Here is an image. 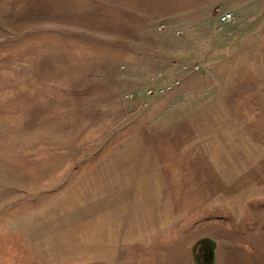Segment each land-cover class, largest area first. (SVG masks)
Returning a JSON list of instances; mask_svg holds the SVG:
<instances>
[{"label": "rangeland", "instance_id": "374dc122", "mask_svg": "<svg viewBox=\"0 0 264 264\" xmlns=\"http://www.w3.org/2000/svg\"><path fill=\"white\" fill-rule=\"evenodd\" d=\"M0 264H264V0H0Z\"/></svg>", "mask_w": 264, "mask_h": 264}, {"label": "built area", "instance_id": "2783aa9c", "mask_svg": "<svg viewBox=\"0 0 264 264\" xmlns=\"http://www.w3.org/2000/svg\"><path fill=\"white\" fill-rule=\"evenodd\" d=\"M218 21L220 23L223 24H227L230 23L234 20V15L233 13L229 10V11H221L220 13H218ZM165 29V26L163 24H160L157 26V30L158 31H162ZM175 33L178 35V33H180V30L175 31ZM191 65L189 64H183L178 68L179 72L177 74L173 73L170 76L169 75H165V74H158L155 77V80L153 79V83L146 86L143 89L142 94L144 95L145 98L151 97L154 94H161L167 91L172 90L176 85H178L180 83V78L182 77L183 74L187 73V71H191L190 67ZM192 69L197 70L198 69V65L197 64H193L192 65ZM125 97L130 99L134 97V93L132 92H128L125 94ZM146 100H144L142 103H145Z\"/></svg>", "mask_w": 264, "mask_h": 264}, {"label": "water", "instance_id": "95a60500", "mask_svg": "<svg viewBox=\"0 0 264 264\" xmlns=\"http://www.w3.org/2000/svg\"><path fill=\"white\" fill-rule=\"evenodd\" d=\"M211 256H212V253L210 252V254H209V259L211 258Z\"/></svg>", "mask_w": 264, "mask_h": 264}, {"label": "crops", "instance_id": "0c3cea01", "mask_svg": "<svg viewBox=\"0 0 264 264\" xmlns=\"http://www.w3.org/2000/svg\"><path fill=\"white\" fill-rule=\"evenodd\" d=\"M199 255H200V253H199ZM212 257V256H211Z\"/></svg>", "mask_w": 264, "mask_h": 264}]
</instances>
